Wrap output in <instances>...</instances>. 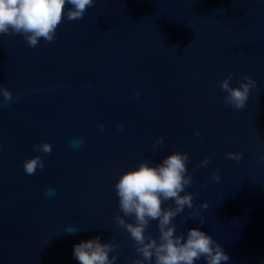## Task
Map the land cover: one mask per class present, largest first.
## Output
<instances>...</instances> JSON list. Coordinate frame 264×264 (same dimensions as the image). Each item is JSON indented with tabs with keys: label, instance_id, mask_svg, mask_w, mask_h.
<instances>
[{
	"label": "water",
	"instance_id": "95a60500",
	"mask_svg": "<svg viewBox=\"0 0 264 264\" xmlns=\"http://www.w3.org/2000/svg\"><path fill=\"white\" fill-rule=\"evenodd\" d=\"M70 7L51 43L0 35V87L13 94L0 96V204L80 241L118 245L110 257L133 264L139 254L115 216L133 217L115 184L181 151L196 207L173 219L176 234L211 235L223 264H264V0H94L74 21ZM229 75L233 87L245 75L256 82L244 109L224 103ZM41 142L50 153L35 149ZM37 155L44 168L27 175L23 163Z\"/></svg>",
	"mask_w": 264,
	"mask_h": 264
},
{
	"label": "clouds",
	"instance_id": "9594fccd",
	"mask_svg": "<svg viewBox=\"0 0 264 264\" xmlns=\"http://www.w3.org/2000/svg\"><path fill=\"white\" fill-rule=\"evenodd\" d=\"M93 4L94 0H0V35H23L29 47H36L40 39L51 43L56 39L57 27L65 18L66 5H71L66 13L67 20L74 21L83 19ZM231 80L229 75L221 81V89L227 93L224 103L235 110L244 109L256 82L245 75L239 86L233 87ZM0 96L5 102L13 99L12 92L4 87H0ZM196 135H200L199 131ZM162 143L163 137L154 142L153 148ZM35 149L48 154L52 145L41 142ZM226 156L236 161L242 159L241 153L229 152ZM210 159L202 161L201 166L207 165ZM189 161L187 153L174 151L155 166H150L148 161L141 162L135 169L124 172L115 184L121 212L133 217V222H127L121 215L115 216L117 225L127 231L135 252L139 254L133 264H194L202 257L206 264H223L229 260L221 245L198 228L189 229L186 235L176 234L173 219L186 207H196L193 203L195 194L185 192L193 183L188 174ZM37 168H44L39 155L23 163L27 175H34ZM212 179L219 182L218 171L212 174ZM166 201H173L174 207H163ZM201 207L207 209V202ZM199 215V212L192 211L188 218ZM151 221H158L159 235L156 237L148 231ZM200 222H204L202 217ZM117 251L118 245L101 243L96 237L74 245L73 255L79 264H114L118 256L110 257L109 254Z\"/></svg>",
	"mask_w": 264,
	"mask_h": 264
}]
</instances>
